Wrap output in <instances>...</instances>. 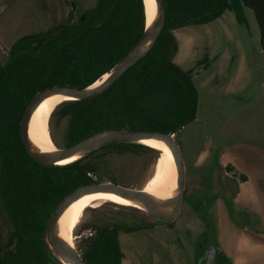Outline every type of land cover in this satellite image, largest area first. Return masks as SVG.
Returning a JSON list of instances; mask_svg holds the SVG:
<instances>
[{
    "label": "trees",
    "instance_id": "1",
    "mask_svg": "<svg viewBox=\"0 0 264 264\" xmlns=\"http://www.w3.org/2000/svg\"><path fill=\"white\" fill-rule=\"evenodd\" d=\"M262 0H163L164 26L151 49L110 88L86 100L67 101L66 147L110 130L151 131L175 135L196 118L198 93L191 72L173 62L178 51L174 30L201 25L232 11L245 23L252 9L264 50ZM45 33L15 40L0 66V186L12 231L0 264H47L43 232L56 206L77 188L95 183L96 167L84 160L103 148L156 150L138 143L112 144L62 166L33 161L21 142L19 125L32 99L52 88L83 89L107 74L140 40L144 30L142 0H96L75 20ZM63 103V102H62ZM242 180H246L243 175ZM117 229L99 233L82 256L86 264H121Z\"/></svg>",
    "mask_w": 264,
    "mask_h": 264
},
{
    "label": "rangeland",
    "instance_id": "2",
    "mask_svg": "<svg viewBox=\"0 0 264 264\" xmlns=\"http://www.w3.org/2000/svg\"><path fill=\"white\" fill-rule=\"evenodd\" d=\"M95 3L96 0H0V66L19 37L57 28L70 21L71 11L75 20ZM243 14L245 23L226 10L209 23L173 31L178 46L173 62L191 72L198 93L195 120L174 135L185 165L178 215L166 222L139 209L112 204L86 209L74 232V245L82 256L98 232L114 227L123 256L121 264H198L205 254L203 235L198 237L205 228L200 217L206 215L216 227L222 247L237 245L239 250L244 249L240 264H264V236L252 232L258 222H246L248 216L240 218L246 215H239L244 210L232 205L236 192L233 180L222 176L218 167L223 151L238 153L241 167L247 169L254 165L247 159L250 149L264 150V54L260 53L251 12L245 9ZM64 104L55 107L48 122L50 139L58 149L67 148L68 119L59 117ZM205 149L211 155L208 163L201 166L198 156ZM160 158L158 151L109 147L99 149L84 163L96 167L93 184L143 190ZM236 225L246 232H238ZM11 231L0 186V258L12 248L8 245ZM49 264L60 263L52 258Z\"/></svg>",
    "mask_w": 264,
    "mask_h": 264
},
{
    "label": "water",
    "instance_id": "3",
    "mask_svg": "<svg viewBox=\"0 0 264 264\" xmlns=\"http://www.w3.org/2000/svg\"><path fill=\"white\" fill-rule=\"evenodd\" d=\"M142 2L144 8V0H142ZM156 6L159 12V16L156 22L147 29V19L144 8V30L140 40L107 74H105V75H109V77L106 80H104L103 82H101V84H99L94 88H91L92 85L83 89L63 87V88H52L49 90H45L41 93H38L26 108L24 115L21 119L19 125V135L21 142L26 150V153L33 161L45 167L60 166L57 165L58 162L80 151L87 150L89 151V153H91L104 146H108L112 144H120V143L140 144L139 143L140 140L151 139V138L160 139L167 144V146L171 149L176 164L177 182H178L177 194L166 202L165 206L163 207V212L160 211L157 207H155L146 198V196L142 193V190L125 188L117 184L103 183V184L84 185L77 188L72 193L68 194L51 213L47 221L46 228L43 232V240H44L46 253L48 254L49 252L60 264L63 263H61L58 260L55 254L68 264H86V262L82 258V255L76 250V248L70 249L62 243V241L60 240V238L56 233V228H55L57 217L73 200L81 197L82 195L99 193V192H112L114 194H117L124 198H129L131 200H134L142 204L146 209L145 213H148L152 217L166 222H170L174 220L180 211L184 186H185V165L180 148L174 139V135L164 134L160 132H151V131H131V130L104 131L89 136L73 146L64 149H59L58 150L59 152L57 154L45 159L42 158L40 155H38L32 149L27 138V124L29 117L32 111L35 109V107L38 105V103L41 100L56 94L74 97L75 100H86V99L95 98L100 94H102L103 92H105L108 88H110L121 76H123V74L129 68L134 66L141 58H143V56L153 46L154 42L156 41L157 37L159 36L164 26L165 10L163 6V0H156ZM149 41H151L150 46L144 52H141L142 47ZM175 206L176 208L174 214L172 216H169V212ZM110 230H112V228H110ZM49 263L50 260L47 255V264Z\"/></svg>",
    "mask_w": 264,
    "mask_h": 264
},
{
    "label": "bare ground",
    "instance_id": "4",
    "mask_svg": "<svg viewBox=\"0 0 264 264\" xmlns=\"http://www.w3.org/2000/svg\"><path fill=\"white\" fill-rule=\"evenodd\" d=\"M144 8L147 19V29L156 22L159 12L156 6V0H144ZM151 44V41L146 43L141 52H144ZM109 75H104L99 81L94 83L91 88H94L106 80ZM74 97L65 95H52L41 100L35 109L32 111L27 124V138L32 149L42 158H49L59 151L50 139L48 131L49 118L55 107L62 102L74 101ZM140 144L148 146L160 153V161L154 169L153 176L147 182L146 187L142 193L146 198L160 211L163 212V207L166 202L177 194V170L171 149L165 142L160 139H143L139 141ZM89 151H80L68 158L57 163V165H67L76 162L86 155ZM112 204L120 207L139 209L146 212L144 206L129 198H124L112 192H99L87 195L73 200L57 217L56 219V233L62 243L70 249H74L75 236L74 232L78 227L82 215L86 209L100 208L104 205ZM175 207L169 212L172 216L175 212ZM55 256L63 264H68Z\"/></svg>",
    "mask_w": 264,
    "mask_h": 264
},
{
    "label": "crops",
    "instance_id": "5",
    "mask_svg": "<svg viewBox=\"0 0 264 264\" xmlns=\"http://www.w3.org/2000/svg\"><path fill=\"white\" fill-rule=\"evenodd\" d=\"M257 7L259 9V16L261 18V21L264 22V0L261 2L257 3ZM249 10L252 14V19L253 23L256 29L257 33V40L259 43L260 47V53L264 54V50L260 46V27L258 24V21L256 19V15L254 11L248 7H244V10ZM247 21V18H246ZM222 150H225L224 148ZM251 153H249L247 159L249 161L254 162L253 168H242L239 159L240 155L238 153H235L237 155H232L226 153V151L221 152L222 154L220 155L218 159V167L221 170L222 176H227L230 177L232 181V184L235 185L236 188V194L234 197H232V202H233V207H239V209L244 210L243 214L239 215H246L245 217L240 218H246L247 216L249 217V220H246V222H251L254 223L255 221L258 222V227L255 229L254 232L256 235H261L264 236V198H263V189H264V169L263 164H264V150L259 151L256 149L251 150ZM211 155V151L208 149L203 150L199 156V163L201 166L205 165V163L209 161ZM228 157V159L226 158ZM225 161V163H224ZM206 163V164H207ZM229 164V167L231 171L225 170V166ZM199 165V164H195ZM240 171V173H239ZM228 172L231 173V175L228 174ZM232 174L235 176H232ZM237 175L240 177L241 175H244L246 177V180H238ZM247 193H246V192ZM240 213V212H239ZM238 215V216H239ZM233 223L237 224L235 221H232ZM236 225V226H237ZM248 228V226H247ZM238 232L241 231L242 233L246 232V229L239 228L237 226ZM221 246V244H220ZM223 251L225 254L230 258L232 261V264H240L242 260V256H244V249H238L237 245L235 247L232 246H227V247H222ZM238 258V259H237ZM240 262V263H239Z\"/></svg>",
    "mask_w": 264,
    "mask_h": 264
},
{
    "label": "flooded vegetation",
    "instance_id": "6",
    "mask_svg": "<svg viewBox=\"0 0 264 264\" xmlns=\"http://www.w3.org/2000/svg\"><path fill=\"white\" fill-rule=\"evenodd\" d=\"M225 170L231 171L229 164L225 166ZM244 176V175H243ZM245 177V176H244ZM236 194V192H235ZM204 221L205 228L200 235H203L202 242L205 247V254L203 256L202 262L198 264H232L230 258L225 254L220 246L218 232L216 227L211 224L208 216L204 215L200 217ZM230 218V217H229ZM114 227H112L113 229ZM103 231V230H102ZM112 231V230H110ZM101 232V231H100ZM99 236V232L96 234L95 239ZM201 246V244H200ZM201 261V260H200Z\"/></svg>",
    "mask_w": 264,
    "mask_h": 264
}]
</instances>
